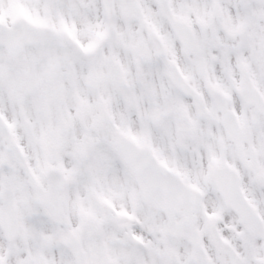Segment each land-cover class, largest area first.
<instances>
[{"label": "snow or ice", "instance_id": "snow-or-ice-1", "mask_svg": "<svg viewBox=\"0 0 264 264\" xmlns=\"http://www.w3.org/2000/svg\"><path fill=\"white\" fill-rule=\"evenodd\" d=\"M0 264H264V0H0Z\"/></svg>", "mask_w": 264, "mask_h": 264}]
</instances>
